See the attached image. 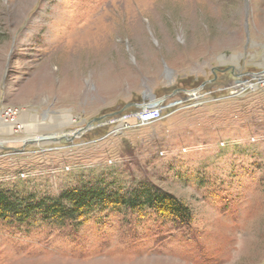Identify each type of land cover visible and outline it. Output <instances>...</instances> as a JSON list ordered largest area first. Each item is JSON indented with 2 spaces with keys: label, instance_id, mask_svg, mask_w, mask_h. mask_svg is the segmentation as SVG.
<instances>
[{
  "label": "rangeland",
  "instance_id": "rangeland-1",
  "mask_svg": "<svg viewBox=\"0 0 264 264\" xmlns=\"http://www.w3.org/2000/svg\"><path fill=\"white\" fill-rule=\"evenodd\" d=\"M248 4L0 0V191L106 193L0 218V264H264V0Z\"/></svg>",
  "mask_w": 264,
  "mask_h": 264
},
{
  "label": "trees",
  "instance_id": "trees-1",
  "mask_svg": "<svg viewBox=\"0 0 264 264\" xmlns=\"http://www.w3.org/2000/svg\"><path fill=\"white\" fill-rule=\"evenodd\" d=\"M146 192L145 195L147 201H149L148 203L160 212H168L182 220L192 219L190 207L175 195L161 191L154 193ZM105 194L103 190L95 192L93 190L80 189L78 191L68 190L58 200L26 198L20 199L21 201H14L13 198H10L9 193L0 191V218L16 215L21 219L29 216L32 211L37 209L42 210L48 215L60 218L74 217L93 204L105 200ZM120 199L116 200L117 203L121 201L124 204H128L130 202L133 207L138 205L137 201L135 202L138 197H133L129 201L124 198Z\"/></svg>",
  "mask_w": 264,
  "mask_h": 264
},
{
  "label": "built area",
  "instance_id": "built-area-1",
  "mask_svg": "<svg viewBox=\"0 0 264 264\" xmlns=\"http://www.w3.org/2000/svg\"><path fill=\"white\" fill-rule=\"evenodd\" d=\"M154 111L155 110H150V111L146 110L143 114L142 122L148 121L150 116L152 115V113ZM18 113H19V110L17 108H7V109L3 110V112H2V114L6 118V120L15 118L18 115ZM155 115H159L158 110L155 112Z\"/></svg>",
  "mask_w": 264,
  "mask_h": 264
},
{
  "label": "water",
  "instance_id": "water-1",
  "mask_svg": "<svg viewBox=\"0 0 264 264\" xmlns=\"http://www.w3.org/2000/svg\"><path fill=\"white\" fill-rule=\"evenodd\" d=\"M248 3H249V0H247V6L249 5Z\"/></svg>",
  "mask_w": 264,
  "mask_h": 264
}]
</instances>
